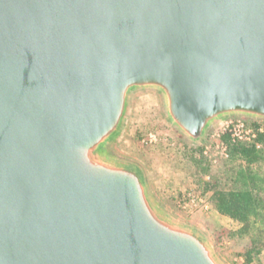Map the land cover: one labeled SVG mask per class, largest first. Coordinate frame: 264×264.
I'll use <instances>...</instances> for the list:
<instances>
[{"label":"water","instance_id":"obj_1","mask_svg":"<svg viewBox=\"0 0 264 264\" xmlns=\"http://www.w3.org/2000/svg\"><path fill=\"white\" fill-rule=\"evenodd\" d=\"M148 90L193 144L264 120V0H0V264H223L111 153Z\"/></svg>","mask_w":264,"mask_h":264},{"label":"rangeland","instance_id":"obj_2","mask_svg":"<svg viewBox=\"0 0 264 264\" xmlns=\"http://www.w3.org/2000/svg\"><path fill=\"white\" fill-rule=\"evenodd\" d=\"M244 121H257L264 124V120H253L241 116ZM228 119V118H227ZM219 125L211 128L205 139L198 144L188 141L179 131H176L168 121L157 91H141L134 95L125 131L111 147L114 156L123 157L142 166L156 198L172 214L186 219L201 227L223 264H240L243 261L241 253L249 244L247 237L239 241L230 240L227 229H237L238 225L230 218L221 215L214 208L204 210L202 207L182 208L179 201L185 199L186 191L193 189L191 170L186 158L179 152L187 151L189 145L204 144L208 155L214 156L218 151L214 148L218 136ZM155 130L160 137L166 138L155 144H146L142 138L147 131ZM264 170V165L261 166ZM195 193L202 192L197 189ZM207 197L209 193L205 194ZM175 197L171 199V197ZM191 220H190V219Z\"/></svg>","mask_w":264,"mask_h":264},{"label":"trees","instance_id":"obj_3","mask_svg":"<svg viewBox=\"0 0 264 264\" xmlns=\"http://www.w3.org/2000/svg\"><path fill=\"white\" fill-rule=\"evenodd\" d=\"M245 122L256 131L250 141H233L228 131L220 133L218 141L225 145L227 156L209 157L203 143L190 144L179 153L188 162L193 189L209 193L211 207L238 225L226 230L229 239L248 238L240 264H264V124Z\"/></svg>","mask_w":264,"mask_h":264},{"label":"built area","instance_id":"obj_4","mask_svg":"<svg viewBox=\"0 0 264 264\" xmlns=\"http://www.w3.org/2000/svg\"><path fill=\"white\" fill-rule=\"evenodd\" d=\"M262 126L259 127V130H262ZM219 131L216 135L219 137L221 132L228 131L231 135L233 141L244 140L250 141L255 137L256 131L253 127L248 125L241 118H228L220 123ZM160 134L155 130L147 131L144 134L142 141L146 144H155L160 141ZM165 140L166 138H162ZM214 148L222 156H227L226 147L223 143L216 141ZM208 149H204V154L208 155ZM210 157V155H209ZM185 199L179 201L178 205L182 208H197L202 207L204 210L211 209L210 203H208V197L205 194L195 193L194 190L189 189L186 191Z\"/></svg>","mask_w":264,"mask_h":264},{"label":"crops","instance_id":"obj_5","mask_svg":"<svg viewBox=\"0 0 264 264\" xmlns=\"http://www.w3.org/2000/svg\"><path fill=\"white\" fill-rule=\"evenodd\" d=\"M190 219V218H189ZM191 220V219H190Z\"/></svg>","mask_w":264,"mask_h":264}]
</instances>
